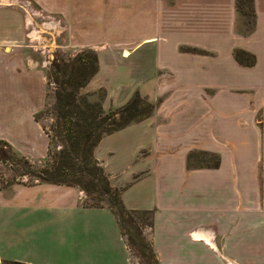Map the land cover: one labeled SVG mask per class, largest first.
<instances>
[{
    "label": "crops",
    "instance_id": "1",
    "mask_svg": "<svg viewBox=\"0 0 264 264\" xmlns=\"http://www.w3.org/2000/svg\"><path fill=\"white\" fill-rule=\"evenodd\" d=\"M33 1L62 14L71 45L97 48L99 79L118 72L112 64L107 71L105 53L125 62L149 51L144 87L132 86L121 100L109 91L123 101L138 88L159 105L105 135L94 154L126 185V208L153 211L159 264H264V0H252L250 30L244 21L237 27L236 0ZM22 40L21 15L0 9V139L17 153L40 146L44 155L48 138L33 115L42 82L13 49ZM237 49L253 64L239 62ZM133 131L143 142L125 140ZM109 138L118 142L105 148ZM202 152L218 165L191 164L189 154ZM111 156L119 165L107 164ZM122 254L132 264L115 215L84 207L77 187L0 189V264H120Z\"/></svg>",
    "mask_w": 264,
    "mask_h": 264
},
{
    "label": "trees",
    "instance_id": "2",
    "mask_svg": "<svg viewBox=\"0 0 264 264\" xmlns=\"http://www.w3.org/2000/svg\"><path fill=\"white\" fill-rule=\"evenodd\" d=\"M235 4L237 12L246 19V30H250L254 16L252 0H236ZM249 7L250 10H247ZM249 16L251 20L248 19ZM234 54L241 63L251 65L254 62V56L244 50L237 49ZM53 69L57 87L54 90V102L48 108L51 122L48 126L41 123L48 137L46 165L33 166L28 159L12 151L3 140H0V160L14 157L21 164L23 172L33 177L36 183L64 184L79 188L84 192L85 198L90 200L82 203L84 207H105L115 215L129 251L133 247L141 251L149 250L153 263L159 264L142 236V226L136 218H146L145 224L152 228L153 211L126 208L122 200L123 187L114 186L110 182L108 174L94 154L105 135L146 117L153 105L138 93L123 106L108 111L103 108L101 99H90L88 93L81 91L98 70L97 56L90 51L83 50L65 59L59 57V60L53 62ZM34 118L40 123L38 115ZM191 156L189 154V159ZM212 156V162L207 163L208 159L203 158L202 163L216 167L218 158L216 155ZM7 264L24 263L11 261Z\"/></svg>",
    "mask_w": 264,
    "mask_h": 264
},
{
    "label": "rangeland",
    "instance_id": "3",
    "mask_svg": "<svg viewBox=\"0 0 264 264\" xmlns=\"http://www.w3.org/2000/svg\"><path fill=\"white\" fill-rule=\"evenodd\" d=\"M0 9L13 11L14 13L17 12L21 15L22 23H23V40L21 43L18 44L13 43L12 45L14 46L13 49H18V51L21 50L22 59L24 60V63L27 65V67L29 69L31 68L35 69L36 71L39 72V77L42 82L41 109L38 112L34 113L33 115L34 117L36 115L39 116L40 123L38 121L37 122L39 123L40 127H41V123L48 126L49 123L51 122V117L48 108L54 102V90L57 87V80L53 69V62L55 60H59V57L60 58L63 57L64 59L67 57H73L74 55L80 53L83 50L85 51L87 50L90 51L91 53L96 54L98 61V70L91 78L94 79V81L90 85L88 84L90 82L89 81L81 89V91L88 93L89 98L92 100L101 99L103 108L106 111L114 110L123 106L136 93H138L144 100H146L147 102L153 105V109L151 110L150 114L138 121H141L151 116L155 108L159 105V101H160L159 97H157V99H152L151 97H149V95L145 94L143 91H140L145 84L144 67L146 63L150 60V54L146 48L142 47L139 51L136 52L135 55H133L129 60L125 62L118 61L113 55L105 53L103 55L104 57L103 63L104 62L110 63V65H108V67L106 68L107 71H110L112 64L116 66L118 72L113 74L108 72L106 73L104 79L102 78L99 79L101 75L99 76L98 74V76L95 77V75L99 71V55L97 48L90 46L78 47L71 45L66 36L67 35V29H65L66 24L62 18L61 13H56L57 14L56 15L53 14L54 12L51 13L46 10H41L38 7V4L33 0H16V1L0 0ZM248 9L250 10V7L247 8V10ZM248 19L251 20L252 18L249 16ZM54 20L57 21L58 23L56 27H53L52 21ZM245 20H246L245 17L241 16L238 13L237 27L243 29L244 26L242 22ZM6 49L8 51V48ZM123 49L125 48H120L117 52L121 60H124L126 58L123 55L122 52ZM124 54L127 56L129 53L127 50H124ZM122 70L126 71L127 73L120 74L119 72ZM134 85L139 86L140 90L138 88L133 89L132 92L123 101H117L115 99L116 97L118 100H121L124 97V95L128 92V90H130ZM109 89L113 92L115 97L111 95ZM138 121H133L131 123H135ZM1 130L6 131V129L4 130L2 127ZM10 130L11 129H9L8 131ZM139 134L140 133H136L133 131L129 133L128 137L125 138V140L130 141L129 142L130 144L135 143L137 141L143 142L142 137L140 138ZM44 135L47 136L46 134ZM37 140H38L37 144L39 143V141H40V145L43 144V140H40V138H37ZM117 142L118 140L109 138L106 142L103 143V146L105 148L114 147V144L116 145ZM8 145L11 147L9 143ZM39 148L37 149L38 151L34 150L35 147H33V152L29 151L28 153L25 151V153L22 152L17 153L11 147L12 151L28 159V161L32 163L33 166L42 167L46 165L45 161L47 157L46 156L47 149L43 151L44 155H39L38 153ZM147 152L148 151L146 149L140 150L137 159L142 158V156L146 155ZM191 157H192L191 160H189L191 164H196L197 158H199L198 161L199 163H202L203 158L204 159L207 158L200 153H195ZM108 161L109 162L107 164L119 165L118 158L116 156H111V158ZM99 163L103 166V164L100 161ZM20 165L21 164H18L16 159H14V157H10L8 160L5 159L0 160V189L9 187L13 184L36 183L34 182L33 177L23 172L24 170L20 168ZM103 168L108 174L110 182L114 186L123 187V190L126 188V185L121 184L119 181H117L116 177L112 176L105 169L104 166ZM136 177L137 176H135V178ZM87 201L90 202V200L85 198L84 192L79 189V202L82 204L83 202H87ZM136 218L138 221H140L139 224L142 226V236L145 238L148 246L152 249L155 259H157L156 253L153 249L151 242V228L145 224L146 218L144 219L143 217L140 219L138 217ZM129 258H130L129 263L132 264H154L153 259H151V254L149 250L141 251L133 247L129 251ZM120 264H128V261L124 260L123 254L121 255Z\"/></svg>",
    "mask_w": 264,
    "mask_h": 264
},
{
    "label": "built area",
    "instance_id": "4",
    "mask_svg": "<svg viewBox=\"0 0 264 264\" xmlns=\"http://www.w3.org/2000/svg\"><path fill=\"white\" fill-rule=\"evenodd\" d=\"M52 22H53V27H56L57 24H58L57 21L54 20V21H52Z\"/></svg>",
    "mask_w": 264,
    "mask_h": 264
},
{
    "label": "bare ground",
    "instance_id": "5",
    "mask_svg": "<svg viewBox=\"0 0 264 264\" xmlns=\"http://www.w3.org/2000/svg\"><path fill=\"white\" fill-rule=\"evenodd\" d=\"M197 235H199V236H200V234H197ZM197 235H196V236H197Z\"/></svg>",
    "mask_w": 264,
    "mask_h": 264
}]
</instances>
